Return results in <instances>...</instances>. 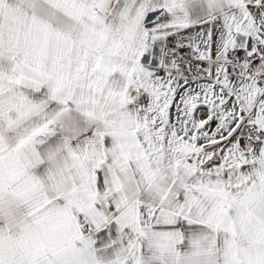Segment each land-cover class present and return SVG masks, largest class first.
<instances>
[{"label": "snow or ice", "instance_id": "obj_1", "mask_svg": "<svg viewBox=\"0 0 264 264\" xmlns=\"http://www.w3.org/2000/svg\"><path fill=\"white\" fill-rule=\"evenodd\" d=\"M0 264H264V0H0Z\"/></svg>", "mask_w": 264, "mask_h": 264}]
</instances>
